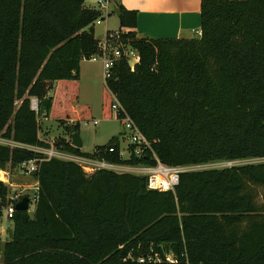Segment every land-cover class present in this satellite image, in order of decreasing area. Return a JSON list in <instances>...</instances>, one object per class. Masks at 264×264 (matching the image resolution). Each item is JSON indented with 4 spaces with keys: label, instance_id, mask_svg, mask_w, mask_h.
I'll return each instance as SVG.
<instances>
[{
    "label": "trees",
    "instance_id": "1",
    "mask_svg": "<svg viewBox=\"0 0 264 264\" xmlns=\"http://www.w3.org/2000/svg\"><path fill=\"white\" fill-rule=\"evenodd\" d=\"M85 1L0 0V138L20 145L0 143V169L41 156L26 146H50L41 118L60 109V123L80 119V64L100 52L102 18ZM115 10L118 39L139 60L133 70L113 60L107 115L115 98L150 148L136 156L129 145L123 157L114 135L85 152L68 129L53 146L126 166L264 157V0H201L200 34L189 38L138 37L136 12ZM34 175V209L14 211L0 264H264V162L185 170L166 191L144 175L86 173L59 158ZM8 192L0 181V216Z\"/></svg>",
    "mask_w": 264,
    "mask_h": 264
},
{
    "label": "rangeland",
    "instance_id": "2",
    "mask_svg": "<svg viewBox=\"0 0 264 264\" xmlns=\"http://www.w3.org/2000/svg\"><path fill=\"white\" fill-rule=\"evenodd\" d=\"M87 1V0H86ZM96 5V0H89L86 4ZM112 6V3L108 5V9ZM107 21L100 19L99 23L94 24V35L98 40H103L105 36L104 25L107 22L110 30L117 31L119 28V21L117 15L111 13L110 15H104ZM198 37V34H195ZM79 86H78V100L72 105L74 110L81 117L79 120H74L69 122L68 119H64V123L58 121V116L60 109L57 110L55 114L48 118L40 119V129L39 136L45 139L50 144H53L57 138H67L68 130L71 126L77 123L76 132L82 141L81 150L85 152H90L95 145L103 144L108 141V139L114 135L119 136L120 146L123 157H128L127 152V140L124 136V128L121 122L116 118L115 115H107L106 104L108 102V94L104 85V70L102 65V60L96 58L94 60L87 61L83 60L80 64L79 72ZM31 106L36 108V100L31 99ZM61 108V107H60ZM63 110V108H61ZM93 120H97L98 124L94 125ZM67 127V128H66ZM68 129V130H67ZM0 142L2 139L0 138ZM55 147V146H54ZM56 148V147H55ZM264 162L263 158L254 159H242L236 160L234 164L241 165L246 163H256ZM233 164V165H234ZM226 165L225 161L214 162L209 164L194 165V169L211 168V167H224ZM10 174L9 181L19 188L27 187L26 191L28 194L32 193V188L30 183L33 182V176L26 175L19 172L16 168L12 170L10 168H4ZM119 172H134L131 167H121L116 168ZM10 188V187H9ZM12 189V187H11ZM10 189V190H11ZM34 209V203L31 202L28 205V211L32 213ZM0 225L4 228L3 233H0V262H1V247L3 243L10 237L7 229L12 226L10 219L5 218L4 215L0 217Z\"/></svg>",
    "mask_w": 264,
    "mask_h": 264
},
{
    "label": "built area",
    "instance_id": "3",
    "mask_svg": "<svg viewBox=\"0 0 264 264\" xmlns=\"http://www.w3.org/2000/svg\"><path fill=\"white\" fill-rule=\"evenodd\" d=\"M110 2H111L110 0H96V4L99 7H103L105 10H107ZM99 22L100 19H97L95 21V23H99ZM98 47L100 52L98 54L92 55L90 57V60H94L96 58H100L102 60L104 78L109 76V69L112 66V62L114 59L123 56L124 58H126L127 63L131 70H133L135 64L139 60L138 52L134 48L125 45L124 43L121 42V40L118 39V31L105 32V36L103 40L98 41ZM111 109H112V115H115L116 118L123 125L124 136L126 137L128 143L127 145L128 155L130 154V150L128 148L129 145L134 146L132 152L136 156L141 155L144 149L150 148L149 142L140 133L136 125L133 123L131 118L125 113V111L122 109V107L115 98H113ZM92 122L94 125L98 124L97 120H93ZM0 143L9 144L11 146L14 145L20 146L19 144H16L12 141H8L6 139H2V142ZM26 147L40 153L41 156L33 159L24 160L20 162L15 168L19 172L26 175H31L34 178H35L34 174H36L37 170L39 169V164L42 160L49 158H59V159L71 160L78 163L86 173H91L98 169H110L116 171L117 170L116 168L131 167V169L134 171L131 173L146 176L147 187L149 189L166 191V190H174V187L179 182V174L182 171L194 169L193 166L167 165L160 162L158 159H156L155 164H140L133 166L116 165L106 160L78 157L55 148L53 144H50V146L47 148L32 147V146H26ZM120 154L122 155V151L120 152ZM234 162L236 161H225L226 164H231V165H233ZM226 166H230V165H226ZM0 181H2L8 187H10L9 192L6 196V203L4 204L2 209V215H4L5 218L8 219L12 218L13 213L15 211V204L16 202L21 200L23 196L29 197V203L36 202L37 188H38V182L36 178L34 184L30 186L32 188L31 194L27 193L26 191L27 187L25 186L23 188H19V187L16 188V186H14L9 181V175L7 171L3 169H0ZM142 260H143L142 258L139 259V261ZM166 260L175 261L171 255L166 256Z\"/></svg>",
    "mask_w": 264,
    "mask_h": 264
},
{
    "label": "crops",
    "instance_id": "4",
    "mask_svg": "<svg viewBox=\"0 0 264 264\" xmlns=\"http://www.w3.org/2000/svg\"><path fill=\"white\" fill-rule=\"evenodd\" d=\"M88 1H85V5L99 9L102 14L101 19L105 21L107 20L104 15H110L114 12L117 15L115 10L117 2L128 10H134L136 12V26L132 30L135 31L138 37L189 38L194 37L195 34L199 35L200 32L201 0H118L116 2L111 1L112 6L109 9L107 8V10L97 4H86ZM122 30H126V28L122 27ZM104 31L110 32L114 30H110L106 22ZM87 61H90V59ZM68 120L73 122L75 119L69 118ZM3 170L6 171L4 168ZM8 175L10 177L9 173ZM32 180L33 182L30 183V186L34 184L35 178L33 177ZM10 229L11 226L7 229L8 233ZM3 231L4 228L0 225V233L2 234Z\"/></svg>",
    "mask_w": 264,
    "mask_h": 264
},
{
    "label": "water",
    "instance_id": "5",
    "mask_svg": "<svg viewBox=\"0 0 264 264\" xmlns=\"http://www.w3.org/2000/svg\"><path fill=\"white\" fill-rule=\"evenodd\" d=\"M70 134H71V140L70 143L72 146L80 148L82 145V141L79 137V134L74 131V128H70ZM28 203H29V197L28 196H23L21 200L16 202L15 204V210L17 211H25L28 209ZM9 233L11 234V229L9 230Z\"/></svg>",
    "mask_w": 264,
    "mask_h": 264
}]
</instances>
